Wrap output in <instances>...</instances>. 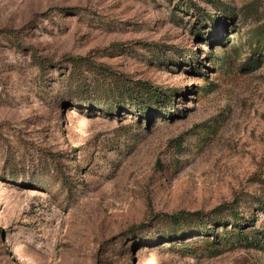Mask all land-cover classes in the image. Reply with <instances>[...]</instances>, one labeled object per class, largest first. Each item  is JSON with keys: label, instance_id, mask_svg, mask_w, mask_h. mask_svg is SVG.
Listing matches in <instances>:
<instances>
[{"label": "rangeland", "instance_id": "1", "mask_svg": "<svg viewBox=\"0 0 264 264\" xmlns=\"http://www.w3.org/2000/svg\"><path fill=\"white\" fill-rule=\"evenodd\" d=\"M263 206L264 0H0V264H264Z\"/></svg>", "mask_w": 264, "mask_h": 264}, {"label": "trees", "instance_id": "2", "mask_svg": "<svg viewBox=\"0 0 264 264\" xmlns=\"http://www.w3.org/2000/svg\"><path fill=\"white\" fill-rule=\"evenodd\" d=\"M72 63L74 64L73 68H77L79 69L80 66H87L89 69L91 70H95L96 68L94 67V65L92 63H90L88 61V58H75L72 60ZM42 65V63H40ZM130 92L127 94L129 97H132V95L134 96L135 91L132 90L131 88H129ZM146 90L148 91L149 94H153L156 91L152 90V87H146ZM157 93V92H156ZM139 97V96H138ZM136 97V98H138ZM228 206V207H227ZM223 209H227V215L228 217H230L231 221H234L235 224L236 222L239 220V215L237 213V211L229 206V205H224L223 207H219L218 209L213 211V214H217V213H221L223 212ZM262 211V213L264 214V206L261 207L260 209ZM221 211V212H220ZM164 217V216H163ZM167 218L168 221H170V223L174 226V227H179L181 225V223L186 222V221H195V222H199V226H198V231H194L193 233H183V232H179L178 229H176V231H174V234L170 237L172 240H187L190 238H213L211 240L217 243L219 242L217 235H214V227L215 225H213L212 228H209L208 226V222L205 223L204 221V216L202 213H195V214H186V213H176L173 214L171 216H165ZM206 217V216H205ZM256 220L255 218H252L250 221L247 222L246 228H252L255 224ZM230 222H225L222 223L221 221L218 222L219 227H227L230 226ZM239 228V225H238ZM179 232V234H177ZM248 243H246V245H251V246H255L256 248H259L261 246L262 243H264V237L262 238V242L257 241V239L253 238L250 241H247Z\"/></svg>", "mask_w": 264, "mask_h": 264}]
</instances>
